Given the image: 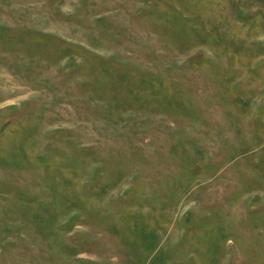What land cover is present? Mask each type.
<instances>
[{"label":"rangeland","instance_id":"obj_1","mask_svg":"<svg viewBox=\"0 0 264 264\" xmlns=\"http://www.w3.org/2000/svg\"><path fill=\"white\" fill-rule=\"evenodd\" d=\"M0 264H264V0H0Z\"/></svg>","mask_w":264,"mask_h":264}]
</instances>
